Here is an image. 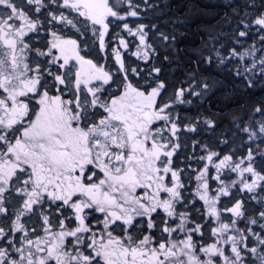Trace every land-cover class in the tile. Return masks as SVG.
<instances>
[{
	"label": "snow or ice",
	"instance_id": "6c2138e0",
	"mask_svg": "<svg viewBox=\"0 0 264 264\" xmlns=\"http://www.w3.org/2000/svg\"><path fill=\"white\" fill-rule=\"evenodd\" d=\"M230 5L180 78L167 4L0 0V264H264V97L203 107V67L264 85V0Z\"/></svg>",
	"mask_w": 264,
	"mask_h": 264
},
{
	"label": "trees",
	"instance_id": "16d2710c",
	"mask_svg": "<svg viewBox=\"0 0 264 264\" xmlns=\"http://www.w3.org/2000/svg\"><path fill=\"white\" fill-rule=\"evenodd\" d=\"M153 2L167 4V9L163 11L158 20L166 31L177 34L178 47L183 49L179 53L178 71L174 74L176 77L183 78L179 69L189 65L190 58H194L196 53L204 51L207 54L211 47L212 37L218 35L221 29L225 32L230 31L225 20L226 14L231 16L230 0H153ZM251 43L250 38L246 45ZM191 67L194 68L195 64L192 63ZM203 71L220 82L203 105L205 109L210 107L212 112L217 109H233L237 102V94L233 92L236 88H239V95L244 99L251 97L253 101H256L264 97V85L260 83L249 92L245 91L242 85L238 86L226 73L221 72L215 66L203 67ZM188 144V151L191 152L190 140ZM195 166L193 164V167Z\"/></svg>",
	"mask_w": 264,
	"mask_h": 264
},
{
	"label": "flooded vegetation",
	"instance_id": "af4514ba",
	"mask_svg": "<svg viewBox=\"0 0 264 264\" xmlns=\"http://www.w3.org/2000/svg\"><path fill=\"white\" fill-rule=\"evenodd\" d=\"M133 50H135L134 44H133ZM125 60L127 64L132 65L133 61L135 60V57H131L129 53H125ZM101 62L103 61L101 60ZM182 115H184V113H182Z\"/></svg>",
	"mask_w": 264,
	"mask_h": 264
}]
</instances>
